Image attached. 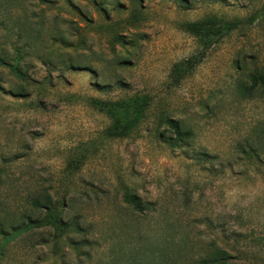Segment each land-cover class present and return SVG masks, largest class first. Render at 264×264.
Instances as JSON below:
<instances>
[{"label": "rangeland", "instance_id": "1", "mask_svg": "<svg viewBox=\"0 0 264 264\" xmlns=\"http://www.w3.org/2000/svg\"><path fill=\"white\" fill-rule=\"evenodd\" d=\"M255 74L264 0H0V264H264Z\"/></svg>", "mask_w": 264, "mask_h": 264}, {"label": "trees", "instance_id": "2", "mask_svg": "<svg viewBox=\"0 0 264 264\" xmlns=\"http://www.w3.org/2000/svg\"><path fill=\"white\" fill-rule=\"evenodd\" d=\"M221 30L222 28L210 29L209 27V29H204L202 31V39L204 41L203 47L205 49L204 51L209 48L211 38L215 37V34L217 33L220 34ZM197 61H199V59H197L196 62ZM1 63L2 65L4 64L3 62ZM251 80L252 88H255V86L259 84V86L264 89L263 75L255 74V76L251 77ZM145 105L146 99L143 97H134L132 99H128L122 102L104 103L103 105H99L98 107L100 111L105 113L112 122L111 126L107 130L108 136L110 138H114L119 135H125L127 131H129L133 126L138 123V121L141 120L142 115L145 111ZM126 115H129V118H127ZM166 123L173 131V137H167V141L171 146L177 145L178 143H181L183 141L187 142L190 140L192 136L191 132L182 127L178 122L167 121ZM126 201L130 203L134 207V209H140L139 204L137 203L134 197H127ZM49 205V202L43 203L42 201H39L37 199L33 200V206L35 208L50 210ZM6 236L7 235H5V237ZM224 255L225 254L221 255L219 253L218 256L210 258L208 259V261H203V264H223L225 262V259H223Z\"/></svg>", "mask_w": 264, "mask_h": 264}]
</instances>
